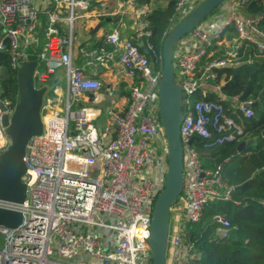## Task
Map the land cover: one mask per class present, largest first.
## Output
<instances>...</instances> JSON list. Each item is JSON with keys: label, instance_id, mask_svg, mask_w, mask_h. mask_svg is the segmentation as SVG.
I'll return each instance as SVG.
<instances>
[{"label": "built area", "instance_id": "2783aa9c", "mask_svg": "<svg viewBox=\"0 0 264 264\" xmlns=\"http://www.w3.org/2000/svg\"><path fill=\"white\" fill-rule=\"evenodd\" d=\"M49 1L38 9L31 0H0V50L8 52L13 70L36 60L34 86L46 87L42 133L29 139L24 155L26 199H0V208L22 213L17 227L0 225V264H152L148 238L154 203L168 171L169 145L160 118L163 59L148 41L147 54L138 46V38L150 34L142 20L148 8L138 7L134 0ZM202 1L175 0L170 29ZM246 1L224 0L173 48L175 77L184 94L179 128L183 186L181 205L175 202L170 209L165 264H185L198 256L188 227L199 221L205 204L231 199L235 188L223 180L220 166H201L193 142L200 139L210 148L232 140L241 127L226 115L221 102L192 101L190 96L198 88L205 96L204 85L217 76L214 68L233 64L235 48L221 58L213 57L214 50L206 51L221 43L227 26L235 29L238 39L264 52L261 15L244 16L238 9ZM86 12L93 18L117 17L122 24L127 18L136 28L135 37L115 27L105 32L103 45L86 40L76 46L75 30ZM41 18L45 42L35 46ZM116 62L122 93L117 84L110 86L93 75ZM59 69L65 72V90L48 84ZM104 92L110 107L102 131L95 121L103 112L97 104ZM220 96L232 112L245 118L254 115L253 100ZM0 104L6 107H0L1 154L10 143L3 116H10L15 104L1 96ZM260 203L264 206V200ZM215 222L216 237H227L229 221L218 214Z\"/></svg>", "mask_w": 264, "mask_h": 264}, {"label": "trees", "instance_id": "16d2710c", "mask_svg": "<svg viewBox=\"0 0 264 264\" xmlns=\"http://www.w3.org/2000/svg\"><path fill=\"white\" fill-rule=\"evenodd\" d=\"M134 1L138 7L153 3V0ZM165 1L164 6L153 7L142 16L147 22L145 30L150 34L140 38L143 48L148 41L160 57L175 5V0ZM239 11L244 16L261 15L259 27L264 31V0H247L239 6ZM105 19L102 17L100 21ZM224 35L229 39L237 37L232 26L225 28ZM143 48L140 50L143 51ZM214 48L208 47L206 51ZM213 57H216L215 53ZM232 59L233 64L214 68L216 78L208 79L204 87L218 85L219 92L226 97L237 95L240 100L250 99L257 103L252 106L254 115L245 118L229 110L227 101L213 89L207 88L206 95L202 96V88H198L190 96L192 101L203 98L221 102L226 115L232 117L242 131L236 133L232 140L210 148H204L200 139L193 142L201 166L205 169L220 166L223 180L235 188L231 199H218L205 204L199 221L188 227V239L198 256L185 264H264V206L260 203L264 200V52L254 44L239 39ZM204 63L205 58H202V69ZM0 89L3 100H10L12 105L17 102V70L10 68L7 51L0 52ZM241 142L245 145L235 154ZM218 214L224 216L231 226L229 235L224 238L216 237L215 216Z\"/></svg>", "mask_w": 264, "mask_h": 264}, {"label": "water", "instance_id": "95a60500", "mask_svg": "<svg viewBox=\"0 0 264 264\" xmlns=\"http://www.w3.org/2000/svg\"><path fill=\"white\" fill-rule=\"evenodd\" d=\"M224 0H203L188 15L179 20L165 35L162 43V77L159 84L160 118L169 145L168 171L164 188L154 203L150 235L152 264H165L169 215L171 206L177 201L183 186V148L180 139V124L183 119L184 94L177 83L173 64V48L176 43L193 28L205 20ZM117 17H107L98 22L93 33L105 22L116 21ZM138 46L143 48V42ZM4 52V49L0 50ZM145 54L148 53L143 48ZM36 60L26 61L17 69L18 100L10 116L4 114L2 124L10 143L0 154V199L23 203L27 196V183L23 180L26 173L24 155L29 139L42 133L41 104L46 87L35 88L34 70ZM262 94L259 95L261 97ZM257 101H253L254 106ZM2 110L6 107L0 104ZM192 140L190 141V143ZM245 142L237 147L241 151ZM22 213L0 208V225L17 227Z\"/></svg>", "mask_w": 264, "mask_h": 264}, {"label": "crops", "instance_id": "0c3cea01", "mask_svg": "<svg viewBox=\"0 0 264 264\" xmlns=\"http://www.w3.org/2000/svg\"><path fill=\"white\" fill-rule=\"evenodd\" d=\"M31 3H33L32 0H31ZM41 3H44L43 5L47 6L50 3V1L48 3L47 0H39L38 4H41ZM144 6L148 8V11H146V12H149V8H150L149 5L145 4ZM238 9H239V7H238ZM100 19L101 18L89 17L87 12L84 13V17L82 19L78 20L77 30H75V38H76L75 39V45L76 46L79 45V44H83L86 40H88L89 42H92L93 44L98 45V46L99 45H103L104 44V34H105V32L110 31L112 28H115V27H118L121 30H123L125 28L124 33H123L124 36H133V37H135L136 28L134 26L130 27V25H129L130 21L127 18L124 19L123 24L118 22V20H116V22L115 21H109V23H104V25L101 28H99L96 32L93 33V29L95 28L96 24H98V22H100ZM41 20H42L41 24L36 27V31H35V41H34V45L35 46H38V45L42 46L43 43L45 42V37L43 35V28H44L43 21H44V18H41ZM61 25H62L61 26L62 27V30H61L62 34H66L67 30L64 29L65 28V24L63 22H61ZM80 30L83 31V34L80 33ZM225 34H228V32H226ZM140 38H142V37L138 38L139 41H141ZM227 38L228 37L225 36V35L222 36V40H221L220 44L226 43V39ZM227 40H233V43H232V46H231V50H233L236 47V42L239 39L237 37H232L231 39L228 38ZM220 44H215V45H220ZM105 47L107 49H111L112 48L111 45H106ZM222 57H224V56H222ZM81 62H82L81 60H78V65H80ZM118 69L119 68L117 67V62H116V64H114L113 68L100 67L97 71H95V73L93 75L95 77H99L100 79L102 78L101 80L103 82H107L108 85H110V86H113V85L117 84L118 87H119V92L122 93L123 90H124V88H123L124 82H121L118 79V75H117V70ZM61 70H63V69H61ZM64 75H65V72H64ZM65 84H66V79H65ZM207 88L213 89L215 92H218L219 95L221 94L219 92V89L216 90L214 85L205 87L206 90H208ZM102 95H103L102 100L103 99H108V96H107V94L105 92Z\"/></svg>", "mask_w": 264, "mask_h": 264}, {"label": "rangeland", "instance_id": "374dc122", "mask_svg": "<svg viewBox=\"0 0 264 264\" xmlns=\"http://www.w3.org/2000/svg\"><path fill=\"white\" fill-rule=\"evenodd\" d=\"M47 1L49 3V0ZM32 2H33L32 4L36 6L38 9H41L42 7H44L43 5L44 3L38 4L39 0H32ZM166 3L167 2L165 0H153V3L149 5L150 7L149 12L151 11L153 7L164 6ZM142 20H143V17H142ZM80 33L83 34V31L80 30ZM227 39H226V43L215 45L214 53L217 58H221L222 56H227L228 52L231 51L233 40H227ZM200 67H202L201 64H200ZM48 84L49 85H53V84L61 85V87H63V89L65 90V75H64L63 70L61 69L57 70V72L51 76L50 82H48ZM97 105L102 109L103 112H102V115L99 116V118L95 121V124L100 130L104 131V119L107 116V111L110 105L107 99L101 100ZM110 135L111 134H108V137ZM181 197H182V193L178 195L179 201L176 202V207H179L181 205V202H180ZM3 245H4V236L0 234V249L3 247Z\"/></svg>", "mask_w": 264, "mask_h": 264}]
</instances>
